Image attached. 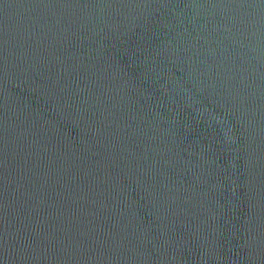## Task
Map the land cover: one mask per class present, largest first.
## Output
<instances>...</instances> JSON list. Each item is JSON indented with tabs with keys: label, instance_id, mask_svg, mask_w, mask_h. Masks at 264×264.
I'll return each instance as SVG.
<instances>
[{
	"label": "water",
	"instance_id": "water-1",
	"mask_svg": "<svg viewBox=\"0 0 264 264\" xmlns=\"http://www.w3.org/2000/svg\"><path fill=\"white\" fill-rule=\"evenodd\" d=\"M0 264H264V0H0Z\"/></svg>",
	"mask_w": 264,
	"mask_h": 264
}]
</instances>
